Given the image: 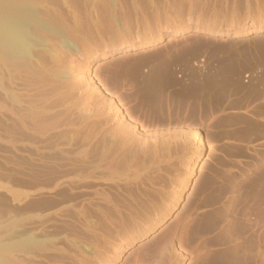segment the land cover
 <instances>
[{
    "label": "rangeland",
    "instance_id": "374dc122",
    "mask_svg": "<svg viewBox=\"0 0 264 264\" xmlns=\"http://www.w3.org/2000/svg\"><path fill=\"white\" fill-rule=\"evenodd\" d=\"M111 3L75 2L81 35L94 48H102L114 28L123 39L145 41L162 28L193 27L93 65L94 80L128 120L121 138L128 140L137 129L146 143L133 140L138 150L127 149L132 144L121 150L131 173L115 185L88 177L58 189L55 198H33L37 208L84 198L78 213L53 227L60 235L55 243L67 254H54L50 264H264V31L210 34L264 22V0ZM105 119L84 122L75 142L98 135ZM194 131L204 151L188 175ZM12 156L0 146V181L17 188L27 179ZM6 207L0 191V214ZM148 226L145 236L110 262L120 238L129 241Z\"/></svg>",
    "mask_w": 264,
    "mask_h": 264
},
{
    "label": "bare ground",
    "instance_id": "6f19581e",
    "mask_svg": "<svg viewBox=\"0 0 264 264\" xmlns=\"http://www.w3.org/2000/svg\"><path fill=\"white\" fill-rule=\"evenodd\" d=\"M81 1L93 4L95 0ZM104 1L109 4L114 0ZM75 2L0 0V146L11 150L12 157H17L15 162L18 160L27 179L17 188L0 181V191L5 193L7 202L6 210L0 214V264H50L54 254H67L64 246L55 243L60 235H54L52 229L78 213L84 198L57 200L46 208L33 207V198L44 193L55 198L58 189L71 188L75 180L91 177L118 182L122 175L131 173L128 162L122 159L125 157L122 153L119 156L120 152L133 140L142 146L146 135L132 128L125 140L122 128L128 120L115 110L109 94L94 80L93 65L119 52L152 48L193 27L188 24L185 29L162 28L156 37L145 41L138 37L123 39L114 28L111 37L97 49L81 35ZM263 31L264 22H247L235 29L214 30L210 34L238 37ZM97 117L107 118L102 121L104 128H98L100 133L94 132L93 137L85 133L87 136L75 142L84 122ZM192 136L193 149L189 160L187 158L188 175L198 168L204 151L200 133L194 131ZM131 146L135 145L126 148L132 149ZM148 228L144 227L141 234H132L129 241L120 238L110 262H116L127 246L147 234Z\"/></svg>",
    "mask_w": 264,
    "mask_h": 264
},
{
    "label": "crops",
    "instance_id": "0c3cea01",
    "mask_svg": "<svg viewBox=\"0 0 264 264\" xmlns=\"http://www.w3.org/2000/svg\"><path fill=\"white\" fill-rule=\"evenodd\" d=\"M233 139H236V138H233Z\"/></svg>",
    "mask_w": 264,
    "mask_h": 264
}]
</instances>
